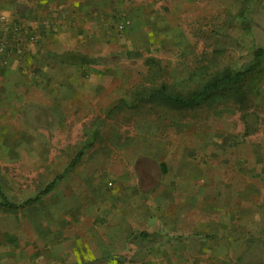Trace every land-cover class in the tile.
I'll return each mask as SVG.
<instances>
[{
    "label": "crops",
    "instance_id": "0c3cea01",
    "mask_svg": "<svg viewBox=\"0 0 264 264\" xmlns=\"http://www.w3.org/2000/svg\"><path fill=\"white\" fill-rule=\"evenodd\" d=\"M16 1L0 6V14L17 21L32 8L43 14L44 2ZM74 37L28 49L0 40V151L9 152L3 161L31 162L45 173L41 188L19 204L54 184L38 203L0 208L11 215L0 216V264H128L144 258L140 248L154 246L168 251L148 259L159 263L264 264V144L248 142L250 133L231 134L178 150L153 137L120 144L115 157L111 144L95 142V131L79 144L73 130L93 115L83 88L96 87L90 72L100 67L64 56L78 54ZM1 190L12 201L0 181ZM24 211L18 223L15 214Z\"/></svg>",
    "mask_w": 264,
    "mask_h": 264
},
{
    "label": "rangeland",
    "instance_id": "374dc122",
    "mask_svg": "<svg viewBox=\"0 0 264 264\" xmlns=\"http://www.w3.org/2000/svg\"><path fill=\"white\" fill-rule=\"evenodd\" d=\"M35 2H44L43 14L32 8V12H24L33 13L32 16L24 14L19 21L0 14L1 39L28 49L35 48L41 40L51 46L55 40H65L68 34L75 35L74 51L100 60L97 71L83 69L85 75L92 73L98 84L83 88L88 95L84 96L90 98L86 105L93 115L78 120L73 130L79 144L91 139L94 131L97 144H111L108 153L113 157L120 155V144H134L135 140L144 143L153 137L178 150L231 134L242 139L250 133L248 142L264 144V62L241 89L221 90L191 108L177 110L161 99L149 101L141 97L142 92L146 95L165 84L172 91L196 89L216 74L244 70L253 62L255 50L264 47V0ZM16 4V0H0L3 7ZM24 4L19 6L22 12ZM122 24L127 25L122 29ZM31 37L34 41H29ZM150 59L158 63L153 66ZM49 137L55 141L54 135ZM8 153L0 151V181L6 192L14 196L12 201L19 204L41 188L45 173L31 162L5 165L3 160ZM97 171L102 177L103 167ZM108 180L109 176L104 177V182ZM25 215V211L17 212V222L23 221ZM0 216L6 221L11 217L6 213ZM44 236L47 241L53 240V234ZM196 250L201 251L188 248V253ZM141 253V261L128 264H170L148 260L152 254L167 255V248L144 247L140 248ZM62 264L70 263L65 259Z\"/></svg>",
    "mask_w": 264,
    "mask_h": 264
},
{
    "label": "trees",
    "instance_id": "16d2710c",
    "mask_svg": "<svg viewBox=\"0 0 264 264\" xmlns=\"http://www.w3.org/2000/svg\"><path fill=\"white\" fill-rule=\"evenodd\" d=\"M68 60L72 63H85V64H95L99 63V59H91L84 57L82 54L78 53H67ZM264 62V47H260L254 52L253 62L241 71H231L224 72L223 74H216L204 82L202 85L196 89L180 88L172 91L168 85H163L161 89H151L146 95L142 92L141 97L147 98L149 101L161 99L165 105L177 108V110L191 108L201 104L204 101L209 100L221 90H228L232 92L234 90L241 89V86L248 80V78L253 75ZM149 63L154 66L158 62L156 60L150 59ZM249 130L247 131V134ZM54 188V184H51L41 195L36 198L26 200L22 204H16L12 202L7 195L1 190V201L0 208L6 209H18L25 206L32 205L41 201L43 196L48 194Z\"/></svg>",
    "mask_w": 264,
    "mask_h": 264
},
{
    "label": "built area",
    "instance_id": "2783aa9c",
    "mask_svg": "<svg viewBox=\"0 0 264 264\" xmlns=\"http://www.w3.org/2000/svg\"><path fill=\"white\" fill-rule=\"evenodd\" d=\"M126 25H127V24H122L120 27L123 29V28L126 27ZM21 37H22V36H21ZM0 40H1V41H6V40L1 39V38H0ZM29 41H34V37L29 38Z\"/></svg>",
    "mask_w": 264,
    "mask_h": 264
}]
</instances>
